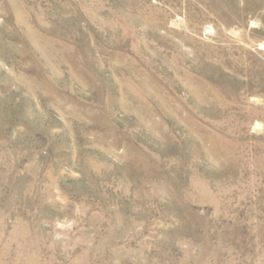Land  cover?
<instances>
[{"label": "rangeland", "instance_id": "obj_1", "mask_svg": "<svg viewBox=\"0 0 264 264\" xmlns=\"http://www.w3.org/2000/svg\"><path fill=\"white\" fill-rule=\"evenodd\" d=\"M0 264H264V0H0Z\"/></svg>", "mask_w": 264, "mask_h": 264}]
</instances>
